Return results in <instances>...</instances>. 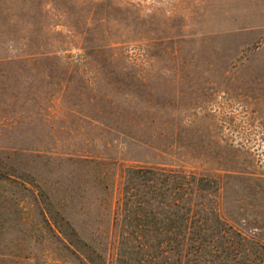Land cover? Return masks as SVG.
Returning <instances> with one entry per match:
<instances>
[{
	"label": "rangeland",
	"instance_id": "obj_1",
	"mask_svg": "<svg viewBox=\"0 0 264 264\" xmlns=\"http://www.w3.org/2000/svg\"><path fill=\"white\" fill-rule=\"evenodd\" d=\"M181 172L264 246V0H0V264H180Z\"/></svg>",
	"mask_w": 264,
	"mask_h": 264
},
{
	"label": "trees",
	"instance_id": "obj_2",
	"mask_svg": "<svg viewBox=\"0 0 264 264\" xmlns=\"http://www.w3.org/2000/svg\"><path fill=\"white\" fill-rule=\"evenodd\" d=\"M213 183L212 178L191 172L166 179V188L180 192L179 220L184 227L177 230V240L185 253L191 249L190 257L185 256L180 264H264V246L217 215L211 199ZM166 199L167 205L176 203L167 195Z\"/></svg>",
	"mask_w": 264,
	"mask_h": 264
}]
</instances>
